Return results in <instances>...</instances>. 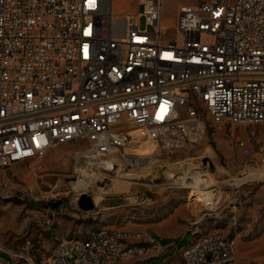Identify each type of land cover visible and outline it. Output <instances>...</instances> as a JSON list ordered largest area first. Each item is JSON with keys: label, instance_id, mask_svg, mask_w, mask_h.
Instances as JSON below:
<instances>
[{"label": "built area", "instance_id": "obj_1", "mask_svg": "<svg viewBox=\"0 0 264 264\" xmlns=\"http://www.w3.org/2000/svg\"><path fill=\"white\" fill-rule=\"evenodd\" d=\"M163 3L0 0V167L67 144L71 181H103L143 167L146 142L182 146L210 120L264 123V0L182 3L172 34ZM146 234L62 238L49 264H115L144 252L126 239ZM184 264H237V241L193 229Z\"/></svg>", "mask_w": 264, "mask_h": 264}, {"label": "rangeland", "instance_id": "obj_2", "mask_svg": "<svg viewBox=\"0 0 264 264\" xmlns=\"http://www.w3.org/2000/svg\"><path fill=\"white\" fill-rule=\"evenodd\" d=\"M140 1L113 0L114 11L142 9ZM200 1L164 0L163 28L172 34L180 5ZM146 144L143 167L103 181L93 178L84 189L71 185V145L58 144L45 155L0 167V264H49L62 238H87L101 228L139 231L174 212L186 215L192 230H220L235 238L237 264H264V123L210 120L182 146ZM206 156L215 168L204 163ZM191 171L203 175L207 186L178 183ZM128 179L132 183L125 189L122 181ZM111 180L117 189L108 192ZM82 192L95 197L94 209L79 207ZM190 237L182 235L180 247ZM126 243L145 245L133 237Z\"/></svg>", "mask_w": 264, "mask_h": 264}, {"label": "crops", "instance_id": "obj_3", "mask_svg": "<svg viewBox=\"0 0 264 264\" xmlns=\"http://www.w3.org/2000/svg\"><path fill=\"white\" fill-rule=\"evenodd\" d=\"M197 3V2H195ZM193 3V4H195ZM147 234L140 239L146 250L130 259L120 260L115 264H184V248L179 245V238L191 234L187 216L174 212L156 223L139 229Z\"/></svg>", "mask_w": 264, "mask_h": 264}, {"label": "bare ground", "instance_id": "obj_4", "mask_svg": "<svg viewBox=\"0 0 264 264\" xmlns=\"http://www.w3.org/2000/svg\"><path fill=\"white\" fill-rule=\"evenodd\" d=\"M146 143H148V142H146ZM146 143H144V144H142L140 147H139V151L141 152V153H145V151H144V149H148V144H146ZM153 144V143H152ZM151 144V145H152ZM150 148H151V146H150ZM149 148V149H150ZM152 148H154V147H152ZM243 149H244V147H243ZM149 151V150H148ZM151 151V150H150ZM146 154V153H145ZM123 175V174H122ZM126 175H129V176H131L130 177V179L132 178V174H130V173H127ZM130 179H128V180H125V181H122V184H123V186L122 187H124L125 189H127L128 187H129V185L132 183V180H130ZM95 180V179H94ZM108 180H110V179H108ZM91 180H90V178L89 179H87V178H85V177H80L78 180H75V181H71V185H72V187H74V188H76V189H84V188H86V187H88L90 184H91ZM178 183H185V184H187V185H189V186H196V185H200L201 186V188H204V187H206L207 186V183L204 181V177H203V175H201V174H199V173H197V172H193V171H191V172H189V173H187V175L184 177V179H183V181H180V182H178ZM117 184H115V182L114 181H110V182H108L107 183V186H108V189L106 190V191H108V192H113V191H116L115 190V186H116ZM200 186H198V187H200ZM117 189V188H116ZM101 193H103L102 191H101ZM96 201V200H95Z\"/></svg>", "mask_w": 264, "mask_h": 264}, {"label": "water", "instance_id": "obj_5", "mask_svg": "<svg viewBox=\"0 0 264 264\" xmlns=\"http://www.w3.org/2000/svg\"><path fill=\"white\" fill-rule=\"evenodd\" d=\"M203 160L205 164H209L211 168H215V164L209 156L204 157ZM149 178H151V175H149ZM1 197L2 195L0 194ZM78 205L84 210L94 209L96 207L95 197L89 192H82L78 197Z\"/></svg>", "mask_w": 264, "mask_h": 264}]
</instances>
